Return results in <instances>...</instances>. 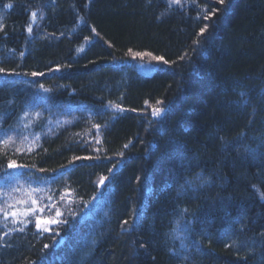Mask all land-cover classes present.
I'll return each mask as SVG.
<instances>
[{"label": "trees", "instance_id": "obj_1", "mask_svg": "<svg viewBox=\"0 0 264 264\" xmlns=\"http://www.w3.org/2000/svg\"><path fill=\"white\" fill-rule=\"evenodd\" d=\"M0 24V205L45 208L0 216V264H264V0H0Z\"/></svg>", "mask_w": 264, "mask_h": 264}, {"label": "snow or ice", "instance_id": "obj_2", "mask_svg": "<svg viewBox=\"0 0 264 264\" xmlns=\"http://www.w3.org/2000/svg\"><path fill=\"white\" fill-rule=\"evenodd\" d=\"M181 0H169V4H180ZM218 3L223 5L225 3V0H218ZM12 5L11 4H7L5 5V7H11ZM217 11V9L213 8L212 12L215 13ZM37 11H31L30 13V19L34 22L37 18ZM40 15H42V13H40ZM204 19H209V16L208 15H205L204 16ZM207 28V25H205L204 28H201L200 29V33L203 34L205 32V29ZM3 29V25L0 24V30ZM32 30V25L31 24H28L27 25V31L31 32ZM93 31H95L93 29ZM197 43L199 41H196ZM131 52V49L129 50ZM21 55H23L21 53ZM145 55H148V56H151L152 54L151 53H133V56H145ZM152 59L155 60V61H158V62H162L163 64H168L169 61L164 59V57H157V56H152ZM181 59H183V57H181ZM59 69H57L58 71ZM5 71V69L3 68H0V73H3ZM33 76H36L37 73H32ZM42 75V74H40ZM41 87L43 88V85H41ZM45 91H47V89H45ZM147 103V101H146ZM161 102L160 101H157V104H160ZM113 107L117 110H120V105L119 104H116V105H113ZM163 111L162 108L160 107H154L152 109V115L153 116H158L161 112ZM38 115V114H37ZM29 116V113L28 112H24L22 117H21V121H23L24 117H27ZM29 125L28 124H24V127L27 128ZM96 127H99V125H96ZM39 140V136H35L33 137V139L31 141H29V137L28 136H24L20 143L22 145V147H17L16 148V152L17 153H20V152H23V151H28V152H31L33 150V146L36 145V141ZM99 142V141H97ZM15 143V139L13 136H10V135H3L2 137H0V150H4L6 149L9 145L11 144H14ZM125 147H127V145H125ZM76 159H80L79 157H77ZM84 159H88V157H84ZM15 167H18V165L16 164V161L15 160H9L8 163H7V168H15ZM19 167H22V166H19ZM109 171L111 172L112 169H109ZM105 177H101L100 178V184H103L104 181H105ZM255 187V186H254ZM17 190V189H14V191ZM3 195H7V193H3ZM261 198L264 199V194H261ZM18 203H22V204H27V201H18ZM31 204H32V207H28L26 208L25 210L21 211L20 209H17L15 207V205L13 204H7V202L4 204V205H0V216H2L3 220L4 221H7L8 217L11 216L13 218V221L15 222V218L18 217V216H27L29 214H35L37 211L39 212H44L45 211V208L43 207H37L38 205V201L36 199H32L31 200ZM9 208L13 209L11 212H9ZM185 211H187L185 209ZM61 215V213L59 212V210L57 209L56 211V216L59 217ZM58 222H63V221H57V220H50V221H46V223H58ZM125 224L128 223V221H124ZM36 226L37 228H40L41 227V220L39 218H37V221H36ZM48 229L45 228L44 231H47ZM45 248L48 247V245H45L44 246ZM141 247H143V245H141Z\"/></svg>", "mask_w": 264, "mask_h": 264}]
</instances>
